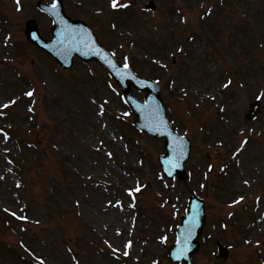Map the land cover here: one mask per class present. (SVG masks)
<instances>
[{
  "label": "rangeland",
  "instance_id": "obj_1",
  "mask_svg": "<svg viewBox=\"0 0 264 264\" xmlns=\"http://www.w3.org/2000/svg\"><path fill=\"white\" fill-rule=\"evenodd\" d=\"M36 2L0 0V264H177L168 248L192 190L207 209L196 264H264V0H64L158 80L192 141L185 180L161 173L165 140L134 126L99 63L63 69L28 42L29 18L51 36Z\"/></svg>",
  "mask_w": 264,
  "mask_h": 264
},
{
  "label": "water",
  "instance_id": "obj_2",
  "mask_svg": "<svg viewBox=\"0 0 264 264\" xmlns=\"http://www.w3.org/2000/svg\"><path fill=\"white\" fill-rule=\"evenodd\" d=\"M59 1L60 2L57 3L58 8L55 12H53V10L50 11L55 21L54 27L52 28V33L54 34L55 39L51 41L44 39L39 34L36 22L34 20H28L26 34L29 40L51 53L64 67H68L73 64V57L75 54L80 55L86 60L93 58L99 60L123 88L124 96L127 102L140 117V120L136 121V124L140 128L154 134L162 135L163 133H158L159 128H157V125H153L149 121V118L157 115L163 119L164 116V119L167 122L164 133L168 137L166 144L168 154L160 157L162 169L168 175L169 171H171L172 174L170 176H174L175 172H178L179 175L184 178L186 176L184 164L189 154L190 143L189 140L184 137L178 138L175 135L176 132L172 131L167 119L165 118L164 107L162 108L161 106V108H154L150 105V102H154L156 104L160 103L159 93L155 89L156 84L149 81L144 84V79L139 78L129 65H127V67H125V65H119L113 54L98 44L97 38L92 29L86 26L85 22L80 20L72 21L65 15L62 0ZM38 5L49 10V7L42 2H39ZM84 41H87L88 46H85ZM98 51H100L101 54H97ZM131 83L143 89L149 88V95H151L150 97H147V101L145 103H141L134 97L131 90ZM258 110V102L253 103L252 110L247 115L248 118L256 114ZM173 164H178V166L173 167ZM204 222L205 213L203 210V201L193 193L190 198L188 215L183 218V224L179 228V234L181 237V233L193 225L195 226L196 232L192 236L191 245L182 257L177 259L173 256L176 260L180 261L181 259H184L186 261L185 264H194L191 261V255L199 247L198 237ZM220 249L222 255L226 256L227 252L221 247V245Z\"/></svg>",
  "mask_w": 264,
  "mask_h": 264
},
{
  "label": "snow or ice",
  "instance_id": "obj_3",
  "mask_svg": "<svg viewBox=\"0 0 264 264\" xmlns=\"http://www.w3.org/2000/svg\"><path fill=\"white\" fill-rule=\"evenodd\" d=\"M112 6H113V8H116L117 6H118V4H117V0H113V4H112ZM124 7H127V5H123ZM51 8H52V10H53V12H55V10L58 8V4L56 3V2H54L53 4H52V6H51ZM84 44H85V46H88V44H87V41H84ZM97 54H101L100 53V51H98L97 52ZM114 55V54H113ZM125 67H127V65H125ZM26 95H28V96H32L33 95V93L32 92H28V93H26ZM13 103H15V101H13ZM9 105H4V107L6 108V107H8ZM102 114V113H101ZM0 131H2V130H0ZM4 138H5V140H7V135L5 134V136H4ZM178 166V164H173V167H177ZM172 173H171V171H169V175H171ZM135 191L136 192H139L140 191V188H139V186H137L136 187V189H135ZM129 195H132V192L130 191L129 192ZM179 243V242H178ZM128 247H130V243H129V245H127ZM114 251H115V249H114ZM125 255H127V253H125ZM180 258V256L178 255L177 256V259H179ZM41 264H43V262H41Z\"/></svg>",
  "mask_w": 264,
  "mask_h": 264
},
{
  "label": "bare ground",
  "instance_id": "obj_4",
  "mask_svg": "<svg viewBox=\"0 0 264 264\" xmlns=\"http://www.w3.org/2000/svg\"><path fill=\"white\" fill-rule=\"evenodd\" d=\"M100 205H102L101 204V202L99 203ZM99 207V206H98ZM100 211L101 210H99L98 212L100 213ZM105 213H108V215L110 216V215H119V211L117 210V209H114V208H110V211H108V212H102L100 215H102V218L106 221L107 220V214H105Z\"/></svg>",
  "mask_w": 264,
  "mask_h": 264
}]
</instances>
